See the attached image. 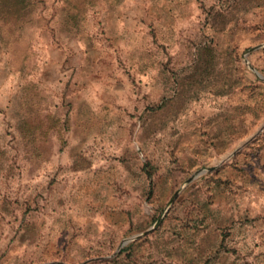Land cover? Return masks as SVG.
Masks as SVG:
<instances>
[{"label":"rangeland","instance_id":"obj_1","mask_svg":"<svg viewBox=\"0 0 264 264\" xmlns=\"http://www.w3.org/2000/svg\"><path fill=\"white\" fill-rule=\"evenodd\" d=\"M247 62L264 0H0V264H264Z\"/></svg>","mask_w":264,"mask_h":264},{"label":"water","instance_id":"obj_2","mask_svg":"<svg viewBox=\"0 0 264 264\" xmlns=\"http://www.w3.org/2000/svg\"><path fill=\"white\" fill-rule=\"evenodd\" d=\"M259 46H255V47H252V48H250L249 49V51H252V50H254V49H256V48H258ZM247 64H248V66H249V68L251 69V70H253L254 72H255V74L260 78V79H262V80H264V77L253 67V66H251L248 62H247ZM207 170H210V169H207ZM206 170L205 169H200V170H198L197 172H195L192 176H190L188 179H187V182H189V181H191L193 178H196L197 176H199V175H201L202 173H204ZM148 231H145L143 234H146ZM140 235H137L136 237H139ZM129 239H125L124 241H123V243H125V242H127Z\"/></svg>","mask_w":264,"mask_h":264}]
</instances>
